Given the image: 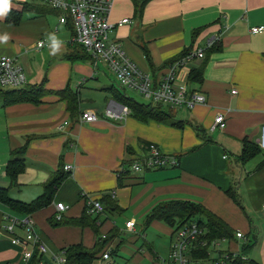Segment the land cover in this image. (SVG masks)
Returning a JSON list of instances; mask_svg holds the SVG:
<instances>
[{
    "label": "crops",
    "instance_id": "1",
    "mask_svg": "<svg viewBox=\"0 0 264 264\" xmlns=\"http://www.w3.org/2000/svg\"><path fill=\"white\" fill-rule=\"evenodd\" d=\"M134 1L141 0H111L109 38L119 42L128 57L153 77L184 51L202 49L204 57L193 59L180 76L187 78L195 65L201 68L200 82L189 88L203 94L204 103L183 108L177 118L171 112L174 119L182 121L180 127L151 119L140 121L131 115L120 122L100 116L107 102L114 100L113 93L107 90L104 77L98 75L91 59L74 58L78 48L71 41L70 26L58 23L57 12L40 9L35 0H11V10L20 11V16L16 23L6 22L5 16L0 18V36H8L6 42H0V55L14 57L25 72L27 84L42 82L48 92L37 103L3 105L0 100V187L7 188L9 197L29 202L41 194L42 185L51 175L59 171L64 174L50 203L31 213L51 255L71 244L81 243L86 248L93 245V233L84 240L77 233L80 228L48 223L56 202L66 206L63 217H78L83 210L80 192H85L110 198L117 206L108 211L112 213L121 212L132 202V212L143 217L163 200L199 203L226 226L227 235L219 237L217 252L242 250L245 258L264 264V214L260 211L264 200V147L243 162L238 159L244 144H257L264 125V29L250 32L253 26H264V0H144L141 6ZM23 5L28 8L21 10ZM23 17L26 19L21 20ZM121 18L129 22L116 25ZM26 28L33 29L31 37L24 33ZM49 33L62 42L56 55L50 54ZM209 40H218L219 49L205 50ZM37 41L43 42L40 48L35 47ZM66 86L77 92L79 112H97L94 121L79 122L69 116L65 100L56 94ZM83 91L90 93L88 97L100 91L103 104L98 107L94 101L82 99ZM173 110L176 113L177 109ZM217 112L224 114L225 126L209 131ZM193 126L203 133H196ZM23 144L24 169L15 184H10L4 166L12 151ZM152 149L173 157L175 164L129 169L131 162ZM66 164L71 166L68 171L63 170ZM121 169L127 172H119ZM3 212L15 214L0 203V264H23L20 247L1 228ZM104 212L98 224L104 228L100 234L115 227ZM130 220L134 222L132 232L121 228L131 233L123 244L119 234L108 239L116 261L151 264V259L167 253L171 227L157 220L149 223L162 230L158 238L165 239V250L160 253L154 248L156 238L147 239L141 230L135 232L136 221ZM237 231L241 238L235 236ZM15 233L21 232L16 229ZM138 239L140 243L128 256L119 254V248L132 246ZM38 256L40 264L49 260L43 254Z\"/></svg>",
    "mask_w": 264,
    "mask_h": 264
},
{
    "label": "built area",
    "instance_id": "2",
    "mask_svg": "<svg viewBox=\"0 0 264 264\" xmlns=\"http://www.w3.org/2000/svg\"><path fill=\"white\" fill-rule=\"evenodd\" d=\"M57 12V21L60 24H70L72 27L71 41L80 45L89 54L93 67L99 70V63L113 77L115 83H111L119 90L124 88L136 90L148 100L150 104H166L172 108L190 109L195 104L204 103L205 97L197 91L189 88L185 76H180L182 68L189 66L193 59L202 57V50L197 48L187 52L182 57L167 64L158 77H153L141 70L126 54L120 43L109 38L112 25L108 23L111 0H35ZM127 18H121L116 25L128 23ZM264 26H253L250 32H259ZM213 40H209L206 46ZM43 45L42 41L35 43L36 48ZM27 84V79L22 66L15 58L0 55V86L7 89L19 88ZM234 93V90L230 91ZM129 115V109L115 100H109L100 116L113 122H120ZM98 117L97 112L86 109L79 113V122H92ZM225 126V118L222 112H217L213 118L209 131L221 130ZM259 148L264 147V125L260 127V136L257 141ZM175 164L171 156L161 154L157 149L141 159L131 162L128 167L132 171L141 169L161 168ZM70 165L63 166L68 171ZM122 169L119 171L121 172ZM83 208L92 216H100L104 212L103 205L98 197L80 192ZM66 206L61 202L54 205V218L59 219ZM260 211L264 214V200L260 204ZM99 220V219H98ZM1 228L7 232L11 242L20 247L21 260L26 264L36 252L43 254L47 247L40 238L35 228L34 218L30 213L12 214L3 212L1 214ZM134 222L130 219L123 224L124 232H132ZM20 230L16 234L15 230ZM204 228L197 224L195 219H189L171 230L167 253L151 259V264H230L231 255L228 252H217L219 238H207ZM235 236L241 238V232H235ZM105 238V233L100 234ZM264 240V232L262 233ZM109 239V238H108ZM108 239L103 244L102 251L94 260L96 264H132L127 261L118 262L111 253ZM204 248V255L199 256L197 252ZM232 256L236 253H231ZM52 257L56 264H65L62 252Z\"/></svg>",
    "mask_w": 264,
    "mask_h": 264
},
{
    "label": "trees",
    "instance_id": "3",
    "mask_svg": "<svg viewBox=\"0 0 264 264\" xmlns=\"http://www.w3.org/2000/svg\"><path fill=\"white\" fill-rule=\"evenodd\" d=\"M143 2L144 0H141L140 2L134 1V4L141 6ZM39 6L42 10L49 9L53 11V9L43 4L39 3ZM27 8V5H23L21 10H25ZM19 13L20 11L18 12L10 10L4 19L6 22L16 23L19 20ZM66 25L70 26L69 23ZM70 28L72 34V27L70 26ZM196 32V30L193 31V35ZM75 46H77L78 50H75L74 58L81 60L91 59L89 54H87L80 45L75 44ZM219 47L220 45L218 40H213L212 43L205 48V50L212 52L218 50ZM187 52H190V50H186L178 56L172 58L167 64L173 62L179 57H182ZM203 57L204 54L202 50L201 58ZM200 80L201 68L195 65L191 68L186 81L189 86L191 84H198ZM107 90L111 91L113 93V99L126 106L129 109V115L133 116L137 120L146 121L147 119H151L160 123L170 124L177 127L182 125V121L174 119L171 111L162 109L160 103L150 104L139 102L134 98L125 95V93L121 92V90L112 84L108 86ZM47 92L48 91L43 88L42 82L38 84H25L19 88L0 89V100L3 105L17 102L37 103L40 97ZM56 94L59 96V99L65 100L66 109L69 113V116L77 119L76 117H78L80 113L78 110L79 98L77 92L72 91L68 86H66L63 89L56 91ZM193 128L196 133H203V130L200 127L193 126ZM24 149L25 145L23 144L19 148L13 150L11 157L6 161L4 173L9 178L10 184H15L17 175L24 169ZM258 151L259 147L257 144H244L241 148L238 159L243 162L257 154ZM121 172L125 173L127 171L123 170ZM63 178L64 174L60 171L51 175V177H49V179L42 185L41 194L29 202H21L9 197L7 188L0 187V203L8 210L13 211L15 214H31L32 212L41 209L50 203L55 188ZM117 185H121L119 178L117 179ZM227 193L229 196H231L230 192ZM98 199L103 205L104 211H110L117 208L116 204L110 198L100 197ZM189 219H195L197 224L205 229V236L207 238H219L227 235L226 226L218 217L213 215L199 203L181 199L163 200L153 205L143 217V226L146 227L151 221L157 220L165 223L173 229ZM99 222L100 218L98 216H92L86 213L84 208L78 217L65 218L61 216L59 219H55L54 216H50L48 218V223L54 227L61 224L75 225L79 227L88 226L95 237V241L90 248L84 247L81 243L71 244L62 248L61 251L65 264H91V262L102 251H100V249L106 240L119 234L116 228L113 227L110 228L107 233H105V238L101 239L100 232L98 231ZM197 254H199V256H203L204 248L199 250ZM229 254L231 255L230 264H256L251 259L245 258L242 250L241 252L234 254V256H232L231 253ZM39 261L40 257L35 252L26 264H40Z\"/></svg>",
    "mask_w": 264,
    "mask_h": 264
},
{
    "label": "rangeland",
    "instance_id": "4",
    "mask_svg": "<svg viewBox=\"0 0 264 264\" xmlns=\"http://www.w3.org/2000/svg\"><path fill=\"white\" fill-rule=\"evenodd\" d=\"M22 19L25 20L26 18L23 17V18H21V20ZM24 33L28 37H31L32 34H33V29L26 28L24 30ZM98 75L104 77L103 81H104V85H106V86H109L111 83H115L113 77L104 69V67L100 63H99V74ZM0 88L6 89L5 87H1V86H0ZM121 92L125 93V95H127V96L133 97L135 100H137L139 102H143V103H147L148 102V100L145 99L142 95H140V93H138L136 90L124 88L123 90H121ZM88 94H90V93H86L85 91L81 92V98L82 99H86V100L89 99L91 101H94L95 105L98 106V107L101 104H103L104 97H103V94L100 91H94L93 96H89L88 97ZM83 102H86V101L83 100ZM161 107L164 110H170L171 112H173L172 114H173L174 118L182 116L181 115V113H182L181 110H183V108H179V110H178V108H172V107H169L166 104H161ZM173 109H177V110H175L176 113H174ZM132 210H133V204L131 202V204L128 205L126 209L122 210L119 213H112V212L105 211L104 215L106 216L107 221L109 223L113 224L119 230H121V228H123V223H124L125 219L129 218V219L135 220L136 221L135 232H139L141 230L142 233L145 234L147 239H151L152 237L156 238L155 240L153 239L154 240V242H153L154 243V248H156V250L158 252L164 253V250H165V248H164L165 247V244H164L165 239L163 240V238H161V237L158 238V235L162 234V233H160L162 230H160L157 227L156 228L153 227V223L149 224L146 227H144L143 226V216H139L138 214H134L132 212ZM64 212H63V215L65 214ZM58 226L59 227L62 226L61 228L69 227V228H80V229H82V230L78 229L77 233L80 232L81 236H82V239H84V240H88L90 235H92V231H91L90 227H88V226L79 227V226L69 225V224H61V225H58ZM161 226H163V229L165 228L164 225L161 224ZM166 229H168V228H165V230ZM102 230H104V228H101V227L98 226V231L100 232ZM130 235H131V233H124L122 230H121V232H119V236L122 238V244L128 239V237ZM140 241L141 240L138 239V240L135 241L136 242L135 244H132V246L131 245H125L122 249L119 248V250H118L119 254L122 255V256H126V255L128 256L129 251L132 250V247L133 246L134 247L138 246ZM218 249H219V247H218ZM43 255H45L49 259V260L45 261L46 264H56V261L54 260L52 255L48 253V251L43 253Z\"/></svg>",
    "mask_w": 264,
    "mask_h": 264
},
{
    "label": "clouds",
    "instance_id": "5",
    "mask_svg": "<svg viewBox=\"0 0 264 264\" xmlns=\"http://www.w3.org/2000/svg\"><path fill=\"white\" fill-rule=\"evenodd\" d=\"M11 10V0H0V18L6 16L8 11ZM48 38L50 41V54L56 55L61 49L62 42L57 39L55 34L49 33ZM8 39L7 34L0 36V42H6Z\"/></svg>",
    "mask_w": 264,
    "mask_h": 264
}]
</instances>
